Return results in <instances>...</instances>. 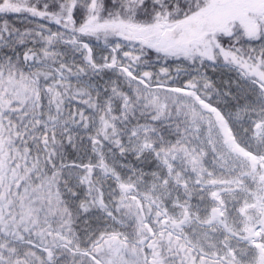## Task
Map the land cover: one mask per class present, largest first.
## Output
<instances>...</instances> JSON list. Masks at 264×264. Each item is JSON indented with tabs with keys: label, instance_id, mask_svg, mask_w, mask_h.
Here are the masks:
<instances>
[{
	"label": "snow or ice",
	"instance_id": "obj_1",
	"mask_svg": "<svg viewBox=\"0 0 264 264\" xmlns=\"http://www.w3.org/2000/svg\"><path fill=\"white\" fill-rule=\"evenodd\" d=\"M0 264H264V0H0Z\"/></svg>",
	"mask_w": 264,
	"mask_h": 264
}]
</instances>
